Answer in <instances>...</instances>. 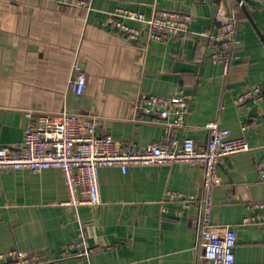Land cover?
Here are the masks:
<instances>
[{"label": "crops", "instance_id": "crops-1", "mask_svg": "<svg viewBox=\"0 0 264 264\" xmlns=\"http://www.w3.org/2000/svg\"><path fill=\"white\" fill-rule=\"evenodd\" d=\"M237 1L93 0L85 8L0 0V147L18 150L40 114L63 110L95 116L97 134L136 150L167 136L205 144V125L217 120L233 136L246 137L250 149L221 160L212 221L236 232V264H264V207L257 206L264 203L257 167L264 156V99L236 102L246 86L264 91V7L246 2L238 8ZM119 7L147 16L189 15V32L129 42L108 24ZM233 12L240 43L233 44V65L224 74L210 60L211 45L222 18ZM77 57L87 75L81 95L69 90ZM150 93L190 100L186 126L151 121L140 107ZM99 181L101 203L74 206L58 168L0 170V252L54 259L43 264H206L196 242L198 206L183 208L176 195H202L201 165H132L126 173L106 166ZM81 241L93 248L90 255L62 257L68 244Z\"/></svg>", "mask_w": 264, "mask_h": 264}, {"label": "built area", "instance_id": "built-area-1", "mask_svg": "<svg viewBox=\"0 0 264 264\" xmlns=\"http://www.w3.org/2000/svg\"><path fill=\"white\" fill-rule=\"evenodd\" d=\"M57 2L92 8L93 0H56ZM255 2L264 7V0H239V5ZM191 16L180 12H170L147 16L144 12L119 7L110 12L108 24L115 26L125 40L139 43L144 38L149 41H164L169 37L188 34ZM211 45L210 60L222 66L227 74L233 65V44L240 43L236 36L238 15L236 12L225 15ZM141 23L142 26L133 24ZM207 33H202L206 35ZM87 75L81 60L77 57L72 66L69 90L77 95L85 92ZM264 99L261 86H246L239 92L236 102L259 103ZM143 112L152 116L154 122H162L170 128L185 127L191 111V103L183 95L163 96L143 94L140 100ZM31 114L29 113L28 116ZM210 138L199 144L194 138L186 137L181 143L165 137L143 149H125L111 137L97 134V118L78 113L61 111L59 114H40L37 124L31 125L24 143L18 150L0 147V170H32L38 172L48 168L62 171L69 192L68 204L79 206L83 203H101L99 169L106 166H119L128 172L132 165L188 163L203 168L202 195L178 192L182 207L198 206L196 229L197 247L201 249L200 259L206 264H236V232L228 226L216 225L212 221L214 194L220 181L217 172L225 157L250 149L249 140L244 136H233L219 121L206 123ZM258 171L264 180V156L257 163ZM80 192H86L83 199ZM173 192L168 191L167 195ZM257 206L264 207V203ZM167 210V208H165ZM181 210V209H180ZM264 218V214L262 215ZM247 221H250L247 219ZM93 248L85 242H72L62 251V257L87 256ZM29 251L8 250L0 252V264H43L53 261Z\"/></svg>", "mask_w": 264, "mask_h": 264}, {"label": "trees", "instance_id": "trees-1", "mask_svg": "<svg viewBox=\"0 0 264 264\" xmlns=\"http://www.w3.org/2000/svg\"><path fill=\"white\" fill-rule=\"evenodd\" d=\"M236 5H237L238 8L243 7V6H240V5H239V1H237V4H236Z\"/></svg>", "mask_w": 264, "mask_h": 264}]
</instances>
